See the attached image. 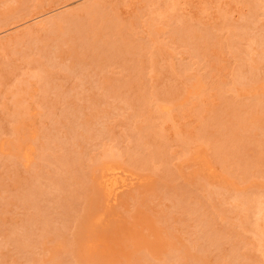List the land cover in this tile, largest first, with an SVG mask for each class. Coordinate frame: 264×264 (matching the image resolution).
I'll return each instance as SVG.
<instances>
[{
  "label": "rangeland",
  "instance_id": "1",
  "mask_svg": "<svg viewBox=\"0 0 264 264\" xmlns=\"http://www.w3.org/2000/svg\"><path fill=\"white\" fill-rule=\"evenodd\" d=\"M261 27L264 0H0V264H264Z\"/></svg>",
  "mask_w": 264,
  "mask_h": 264
},
{
  "label": "bare ground",
  "instance_id": "2",
  "mask_svg": "<svg viewBox=\"0 0 264 264\" xmlns=\"http://www.w3.org/2000/svg\"><path fill=\"white\" fill-rule=\"evenodd\" d=\"M98 3V2H97ZM101 3V2H100ZM99 3V4H100ZM98 4V5H99ZM90 5H92V4H90ZM89 5H87V7H88ZM93 6H96V4H94ZM90 7V6H89ZM86 7H84V9H85ZM96 8H98V6L97 7H94V9H93V7H91V8H89V9H93V11H95L96 10ZM257 7H255V9H256ZM87 9V8H86ZM85 9V10H86ZM89 9H88V11H89ZM252 9V8H251ZM254 9V10H255ZM80 10V9H79ZM81 10H83V9H81ZM257 10V9H256ZM88 11H86L87 13H88ZM90 11H92V10H90ZM89 11V12H90ZM92 11V12H93ZM255 12V11H254ZM76 13V12H75ZM76 15H77V13H76ZM253 15V14H252ZM250 18H248L247 19V21L249 20ZM253 19V18H252ZM251 19V20H252ZM255 20V19H254ZM245 22H246V20H245ZM245 22L243 23V25L245 24ZM256 22H258L257 20H256ZM48 23H50L49 25H51V21H48ZM43 24V23H42ZM48 25V24H47ZM254 25V24H253ZM252 25V26H253ZM257 25H258V23H257ZM234 26H236V25H234ZM239 26V25H238ZM242 26V25H241ZM252 26H251V23H250V21H248V23L244 26V28L245 29H247V31H249L250 29H252ZM254 26H256V24L254 25ZM259 26V25H258ZM262 26V25H261ZM51 27V26H50ZM243 27V26H242ZM256 28V27H255ZM262 28V27H261ZM39 29H42V27L40 26V28ZM188 29V28H187ZM263 29V28H262ZM184 30V29H183ZM244 30V29H243ZM264 30V29H263ZM262 30V31H263ZM246 31V30H245ZM244 31V32H245ZM181 32V31H180ZM258 32H261V30L259 29L258 30ZM259 34H261V33H259ZM263 35H264V33H263ZM261 38V37H260ZM259 38V39H260ZM14 39V38H13ZM22 39V38H21ZM19 41V37L17 36V39L15 40V41ZM261 40V39H260ZM263 40V39H262ZM261 40V41H262ZM14 41V40H13ZM14 41V42H15ZM13 43V42H12ZM261 43H264V41L263 42H261ZM262 45V44H261ZM264 45V44H263ZM263 47V46H262ZM263 49V48H262ZM262 52V51H261ZM261 54V53H260ZM263 55V54H262ZM261 56V55H260ZM248 69V68H247ZM51 82V81H50ZM54 86V85H53ZM48 101H50V100H48ZM99 177L97 178L98 179V185L101 187V189H102V191H103V193H104V195L106 196L105 198H107L108 200L110 199V198H115L116 196H117V194H118V192L123 188V187H126V186H128L129 184H132L133 182H134V178H129L128 176H129V174L127 173V171L123 168V167H121V166H115V165H108V166H106V167H103L102 169H101V173H100V175H98ZM133 181V182H132ZM104 198V197H103ZM107 200V201H108ZM259 200V199H258ZM114 201V200H113ZM263 210H264V205H262V203L261 202H259L258 203V207H257V212H259V213H261V214H263ZM253 224V223H252ZM255 225H257L256 223H255ZM261 225H262V227H264V221H263V223H261Z\"/></svg>",
  "mask_w": 264,
  "mask_h": 264
}]
</instances>
